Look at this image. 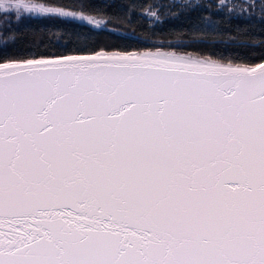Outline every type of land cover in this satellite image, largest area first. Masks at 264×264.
<instances>
[{
    "label": "snow or ice",
    "instance_id": "obj_1",
    "mask_svg": "<svg viewBox=\"0 0 264 264\" xmlns=\"http://www.w3.org/2000/svg\"><path fill=\"white\" fill-rule=\"evenodd\" d=\"M217 7L264 23V0ZM0 9L107 23L48 0ZM0 264H264V56H0Z\"/></svg>",
    "mask_w": 264,
    "mask_h": 264
},
{
    "label": "trees",
    "instance_id": "obj_2",
    "mask_svg": "<svg viewBox=\"0 0 264 264\" xmlns=\"http://www.w3.org/2000/svg\"><path fill=\"white\" fill-rule=\"evenodd\" d=\"M43 1L44 0H40ZM66 8L89 11L102 17L104 27H93L77 18L26 14L19 20L13 12L0 10V56L35 52L64 53L77 48L146 49L175 46L215 53L224 57L264 56V23L259 8L249 13L217 7L220 0H48ZM229 6L242 0H225ZM143 8L156 13L149 16ZM211 17L215 30L207 27ZM240 29L247 34L237 36ZM232 37H237L232 39Z\"/></svg>",
    "mask_w": 264,
    "mask_h": 264
},
{
    "label": "rangeland",
    "instance_id": "obj_3",
    "mask_svg": "<svg viewBox=\"0 0 264 264\" xmlns=\"http://www.w3.org/2000/svg\"><path fill=\"white\" fill-rule=\"evenodd\" d=\"M38 2H43V1H40L38 0ZM0 10H3V9H0ZM66 10H73V11H76L78 14L80 13V11L78 10H74V9H70V8H66ZM93 16V18L97 19V20H100L101 23L104 21V19L102 17H99V16H95L93 14H91ZM78 19V18H77ZM161 48H165V49H168V48H175L179 51H188V52H193L192 50H187V49H182V48H178V47H175V46H160ZM153 48H157V47H151V48H146V49H153Z\"/></svg>",
    "mask_w": 264,
    "mask_h": 264
}]
</instances>
